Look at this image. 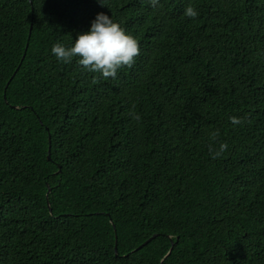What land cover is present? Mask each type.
Here are the masks:
<instances>
[{
  "label": "trees",
  "instance_id": "trees-1",
  "mask_svg": "<svg viewBox=\"0 0 264 264\" xmlns=\"http://www.w3.org/2000/svg\"><path fill=\"white\" fill-rule=\"evenodd\" d=\"M102 3L0 0V264H264V0ZM99 12L114 79L51 52Z\"/></svg>",
  "mask_w": 264,
  "mask_h": 264
},
{
  "label": "clouds",
  "instance_id": "clouds-1",
  "mask_svg": "<svg viewBox=\"0 0 264 264\" xmlns=\"http://www.w3.org/2000/svg\"><path fill=\"white\" fill-rule=\"evenodd\" d=\"M156 7L159 0H148ZM101 5L102 0H99ZM189 18H195L197 11L189 6L185 13ZM52 54L60 61L68 63L74 57H78L77 63L84 69L93 73H100L101 78H115L118 69L121 67L131 68L140 54L138 41L128 34L119 23L114 22L111 17L104 12L96 14L91 21L90 28L87 31L80 32L76 35L71 46H64L56 43L51 48ZM96 77H93L92 83H98ZM137 121L138 115L133 117ZM232 124L243 123L242 118L230 116ZM219 132L214 131L210 134L211 141H217ZM228 148L226 142H221L217 146L214 143L208 144V151L213 159L220 157Z\"/></svg>",
  "mask_w": 264,
  "mask_h": 264
},
{
  "label": "water",
  "instance_id": "water-1",
  "mask_svg": "<svg viewBox=\"0 0 264 264\" xmlns=\"http://www.w3.org/2000/svg\"><path fill=\"white\" fill-rule=\"evenodd\" d=\"M30 2H31V0H29ZM31 28H32V26L30 27V32H29V36H30V34H31ZM30 38V37H29ZM26 50H27V46H26V49H25V52H24V54H23V56H22V59H21V61H23V59L25 58V54H26ZM15 74V73H14ZM14 74H13V76H14ZM12 76V77H13ZM9 84V83H8ZM7 84V85H8ZM6 85V86H7ZM5 97V96H4ZM14 108H18V107H16V106H13ZM48 141H49V149H48V155H47V159L48 160H51V136L49 135L48 136ZM50 189L48 190V192H47V195H46V199H47V207H48V210H49V212L51 213L52 212V209H51V206H50V202H49V197H50ZM155 237V235L154 236H152L151 238H149L148 240H146L144 243H142L136 250H138V249H140V248H142L143 246H145L148 242H150L153 238ZM172 249H173V244H172V246H171V248H170V250H169V252H168V254H167V256L165 257V258H167L168 256H169V254L171 253V251H172ZM117 236H115V255L117 256Z\"/></svg>",
  "mask_w": 264,
  "mask_h": 264
}]
</instances>
